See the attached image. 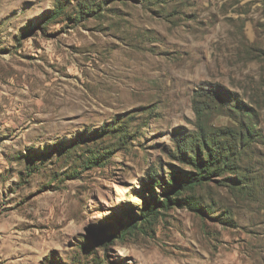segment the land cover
Returning a JSON list of instances; mask_svg holds the SVG:
<instances>
[{
    "label": "rangeland",
    "instance_id": "obj_1",
    "mask_svg": "<svg viewBox=\"0 0 264 264\" xmlns=\"http://www.w3.org/2000/svg\"><path fill=\"white\" fill-rule=\"evenodd\" d=\"M92 1L0 0V264H264V0Z\"/></svg>",
    "mask_w": 264,
    "mask_h": 264
},
{
    "label": "trees",
    "instance_id": "obj_2",
    "mask_svg": "<svg viewBox=\"0 0 264 264\" xmlns=\"http://www.w3.org/2000/svg\"><path fill=\"white\" fill-rule=\"evenodd\" d=\"M95 2L92 0H80L78 4V15L79 18L82 15H86L88 13L94 12ZM65 5L63 3H59L54 12H52L47 21L54 20L57 16L63 13ZM81 16V17H80ZM77 144V143H75ZM214 145L209 144L205 140H202L200 144L197 145L196 149H204L206 151V156L202 157V153L200 151H196L195 149L190 150V155H185L188 162H190V166L195 169V172L189 173V175L182 176L180 174L172 175V184H169V187L165 190V194L163 199L153 198L146 203L145 208L142 210V218L147 222L148 219L156 217L159 211L158 208L166 209L169 208L170 205H187L192 206V202L190 199L179 198L184 190L193 189L196 185L202 183L204 179L209 178V174L221 173L222 168H220L221 161L218 160L217 155L218 151L213 147ZM110 153V152H109ZM108 151L100 153H93L88 157L89 164H98L101 166L105 160L108 158ZM224 166H227L224 164ZM205 174V175H204ZM173 196V197H172ZM134 223L132 226L135 227Z\"/></svg>",
    "mask_w": 264,
    "mask_h": 264
}]
</instances>
